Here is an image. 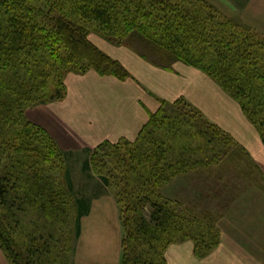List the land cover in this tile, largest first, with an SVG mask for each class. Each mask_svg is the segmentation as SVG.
Here are the masks:
<instances>
[{
  "label": "trees",
  "instance_id": "1",
  "mask_svg": "<svg viewBox=\"0 0 264 264\" xmlns=\"http://www.w3.org/2000/svg\"><path fill=\"white\" fill-rule=\"evenodd\" d=\"M91 35L117 46L137 37L152 64L198 70L239 105L264 145V36L207 1L0 0V251L9 264H70L71 244L90 214V199L74 195L67 153L22 115L62 100L68 74L129 77ZM239 150L182 98L160 101L134 141L90 150L84 171L98 176L119 206L120 264H168L167 249L185 243L199 260L214 251L220 231L213 218L160 190L234 161Z\"/></svg>",
  "mask_w": 264,
  "mask_h": 264
},
{
  "label": "crops",
  "instance_id": "2",
  "mask_svg": "<svg viewBox=\"0 0 264 264\" xmlns=\"http://www.w3.org/2000/svg\"><path fill=\"white\" fill-rule=\"evenodd\" d=\"M94 45L118 61L129 77L121 81L114 77L99 76L94 71L68 74L66 81V77L64 78L65 97L60 101L35 106L31 117L34 114L36 118L31 121L44 128L61 150L90 151L105 141H134L148 122L149 115L158 110L160 101L184 99L209 121L229 133L240 150L237 152L239 157L234 161L229 160L220 166L202 170L210 175L209 179L205 178L209 182L204 181L202 184H205V190H209L208 194L205 191V196H209L208 200L213 196L210 184L217 180L216 171L224 172L226 176L232 173L236 178L233 182L226 183L223 177L219 185V198L213 196L214 201L217 199L219 202L216 215L210 210V216L220 231L218 247L199 260L193 254L190 243L172 245L166 251L167 263L264 264V145L255 128L243 116L239 105L207 76L180 62L166 70L128 47L109 42H104L105 46ZM83 79L87 82L82 86ZM67 88L68 96L71 93L73 97L70 108L62 106L67 97ZM84 88H92L93 93L90 95H94L86 102L81 99L82 93H85ZM73 116L74 119L70 118ZM75 118L80 122L77 123L81 126L80 130L66 131L62 125H67L68 120ZM187 176H179L166 185L164 190H172L173 193L171 197H165L181 202L178 198L182 195L181 189L187 188V184L182 183ZM89 216L92 217V214ZM87 219L84 228L83 220L81 221V234L78 238L80 245L94 237L84 232L89 224H86ZM95 226L98 227L96 224ZM120 240L121 236L117 238L115 246H112V255L110 251L108 255L105 254L106 247L77 246L73 250L70 264H105L106 261L120 264ZM0 264H9L1 251Z\"/></svg>",
  "mask_w": 264,
  "mask_h": 264
},
{
  "label": "rangeland",
  "instance_id": "3",
  "mask_svg": "<svg viewBox=\"0 0 264 264\" xmlns=\"http://www.w3.org/2000/svg\"><path fill=\"white\" fill-rule=\"evenodd\" d=\"M207 2L210 3L223 17L227 19H233L235 22H238L241 25L250 26L264 36V0H208ZM245 21L253 24L249 25L248 22ZM90 39L94 41V43L102 46H105L104 42H107L96 35H91ZM109 44L116 45L115 41L114 43L110 42ZM123 46L128 47L135 53H141L142 55L144 54L147 58L152 60L148 52L143 49L144 47H142V41H140L137 37H132L131 39L124 41ZM67 77L65 81L67 80ZM86 82L87 80L83 79L82 86L85 85ZM84 90L85 93H82L81 99L84 100V102L91 100L94 96L90 95L91 93H93V89L84 88ZM94 99H97V97H94ZM72 103L73 97L71 93H69L68 96L67 88V97L63 100L64 105L62 106L70 108L73 105ZM76 103H79V101ZM33 108L28 109L25 112V115L23 114L22 117L29 121H31V119L35 120L36 117L34 114L31 117V111L34 110ZM70 118L74 119V116ZM68 122L69 123L67 125H62L65 126L66 131H68V129L73 131L75 129L80 130L79 128L81 126L77 124L80 122L76 118L75 120H68ZM65 153H67V155H65V159L73 180L74 195H76L77 197H86L91 201L90 214H92V217L88 216L87 218L90 217L89 219H82V228L85 227V220L87 219L86 224H89L86 225L84 232L86 235L95 237H88L90 240H88L86 243H83V245H80L79 239L73 240L71 244V246H73L71 247V251L75 250L74 248L77 246H80L82 248L97 246L100 248L106 247L107 250L105 254L108 255L110 251L112 255L114 251L112 246H115L117 238L122 235L121 222L119 217V206L116 203V199L107 190L100 179L97 178L98 176L95 175V177L91 173V171H84V162L88 161L91 156V152L89 150L86 151L79 149L76 151H65ZM203 171L186 174L188 176L184 178L182 183L187 184V188L183 190L181 189L182 195L178 198L182 202V204H184V206L189 208L192 213L196 214L200 218L205 217V215H211V212H214L215 215L216 212H218L217 208L219 202H217V199L219 198V185L221 179L225 177L223 181L225 180L226 183L233 182V180L236 179L235 175L232 173L226 176L224 172L222 173L220 171H216L215 178L217 180H215V182H212L210 185L211 193L217 199L216 201H214L213 196H211V199H209L211 202H209V196H207L208 198L205 196V191L208 194L209 190H205L206 186L205 184H202L204 183V181H207V183L209 182V180L207 179L210 178V175L207 171ZM220 173L222 174L220 175ZM211 175H213V172ZM172 193V190H164V187L160 190V194L163 197H165V195L171 197ZM148 211L149 208L145 210L146 215L148 214ZM95 224L98 225V227H96ZM94 229H96L97 231L93 232ZM72 260L74 259L72 258ZM105 264L112 263H108L106 261Z\"/></svg>",
  "mask_w": 264,
  "mask_h": 264
}]
</instances>
